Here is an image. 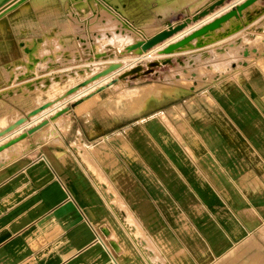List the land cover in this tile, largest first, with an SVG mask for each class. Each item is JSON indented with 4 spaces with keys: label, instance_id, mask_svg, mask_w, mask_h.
Instances as JSON below:
<instances>
[{
    "label": "crops",
    "instance_id": "0c3cea01",
    "mask_svg": "<svg viewBox=\"0 0 264 264\" xmlns=\"http://www.w3.org/2000/svg\"><path fill=\"white\" fill-rule=\"evenodd\" d=\"M263 21L264 13L242 29L264 34ZM261 56L264 50L234 68L239 81L217 75L191 89L203 88L215 102L194 104L197 114L171 111L180 119H168L170 126L102 116L97 93L67 101L69 110L49 122L54 131L65 127L57 142L36 149L41 138L28 135L20 153L0 164V264H213L255 232L264 220V88L257 81L264 75L254 64ZM251 68L257 74L247 76ZM41 83L32 85L41 90ZM1 90L6 108L26 115L1 94L11 89ZM46 91L39 100L49 98ZM77 137L84 144L105 139L115 162L105 170L96 151L79 149L85 167L76 163L68 152ZM94 175L122 209L102 196ZM250 202L256 209L247 216Z\"/></svg>",
    "mask_w": 264,
    "mask_h": 264
},
{
    "label": "rangeland",
    "instance_id": "374dc122",
    "mask_svg": "<svg viewBox=\"0 0 264 264\" xmlns=\"http://www.w3.org/2000/svg\"><path fill=\"white\" fill-rule=\"evenodd\" d=\"M155 1L157 2V0H119L118 2L123 4L124 8H129V11L123 10L121 11V13H117V20L116 16L111 14V16L115 18L112 23L120 26L124 25L127 29H123V33H126L125 35L129 37L134 38L138 35L144 36L143 32H141L142 26H150V30H153L154 28L162 26L161 24H164L163 22L167 20V17L158 10L157 3ZM136 3L141 4V14H136L134 10L130 9L131 6ZM234 7L235 5H232L231 8ZM187 8L188 7L184 6V9ZM94 10L90 9V14H92ZM35 12L36 11L32 10L30 12V15H36L37 13ZM79 12L81 13L82 11ZM180 12L181 10L179 8H175L168 15H175L179 19L182 18ZM188 13L190 14V11ZM262 13H264V3L259 8H256V10L254 9L247 12L244 17H238V20L233 25L221 32V34L218 36L220 40L217 38V41L216 39L210 41H199L196 45H192L193 47H190L193 48L191 51L189 50L187 52H180L177 56L174 57V60H171L170 62L166 58H164V56L159 55L158 51L155 50L150 53V57L143 58L141 61L138 60L137 62H134L140 65L135 70V68L131 67L134 63L128 64L133 60V58H128V56H131V54L115 53L117 48H115V46L113 47V45H110V43L103 40V35L108 34L107 36H111L109 29H107V27L104 25V17L101 16L100 20H95L90 24L89 20L92 17L90 18L87 16L85 17L86 19H84L83 17L77 16L79 18L77 20L75 19L72 24L65 25L64 27L54 25L53 27L46 28L48 29V31L46 32L41 31V26L39 23V26L37 27V29H35L34 32L29 27H27V22L25 21V19L28 13L25 11V13H22L17 17H14L13 19L11 18L4 30L0 33V75L3 74L6 79H3L1 76L0 87L2 89L1 92L9 91L11 89L9 92L1 94H3V96H5L6 99L10 102L24 107L26 110V115H19L18 111L13 107L7 109L6 107H8V103L0 98V106H5L4 116L3 112L0 113V134L4 130H10V126H13L14 124L17 125L16 122L20 118L23 120V122H25L26 120H29L28 115L29 117H32L36 113H40L41 111H43V109L39 110V108L44 104L47 105V107H45L47 109L53 106H63L67 101L79 103V101L76 99L70 100L69 98H67L69 96L67 95L69 94V92L67 93L66 90L62 91V86L65 87L75 80L74 78H72L71 80L67 75H64L65 73L62 72L66 69L74 68L77 65L84 66V69H82L84 70V74L82 76L84 82H99L98 84L102 86L95 90V92H93V94L97 93V95H95L94 102L96 104V107L101 112L102 116H109L110 118L116 119L124 118L122 113L125 109L124 107L128 105H126L123 97H120V95L123 96L124 93H118L123 90H127L135 86L145 85L148 83H158L163 84L166 87H173L172 84H175L176 80H178V77H174V73L179 71H188L184 72L188 75V79L187 81L181 80L184 83H180L179 86H174L178 89L176 93L174 92L175 94H170V96L162 98L155 106L141 113L133 111V114H131L129 117H125V125L128 126L142 118H147L150 120H161L163 122L165 121L170 126L168 119L171 122L173 121L172 119H180V117H171L170 114L172 113H170V111L183 109L184 111H177V114H180L181 116L185 115L186 112L188 115H190L192 110L193 114H197L199 112H195L197 110L194 109V104H199L206 101L215 102V99L212 96L203 93V88L198 92H193V90L191 89L203 85L205 84V82H213L217 75H228L231 76L235 81H237L238 78L231 73L234 68H239L244 60L250 61L252 58H254L253 56H255L257 52L261 53L264 50V43L260 46H257L252 40L256 35L264 34L253 35L249 34L252 33L251 31H248L249 33H247L242 29L243 23L250 22L251 20L256 18L257 15ZM22 16H25V18H23ZM62 16L64 18L67 17L66 15ZM96 16L97 14L93 15V17ZM19 17H21L22 20ZM18 20L21 22H17ZM33 20L39 22L37 17H33ZM259 26L264 31V21L261 22ZM260 31V29H257L253 33ZM97 34H99L100 37L99 39L95 40V36ZM44 37L46 39H44ZM34 38L37 40L35 41ZM27 39L34 40L31 43L25 42L24 47H19V40L28 41ZM100 40H102V42H99ZM45 43L47 44L45 45ZM7 46H9V48H6ZM211 47L217 48V51L220 52V55L217 59L211 60L208 64H211V62L214 63L216 62V60H219L222 62V65H224L223 68L211 71L210 76H206V74H197L195 71V64H197L198 61L194 60V55ZM3 48H6L4 52H2L1 50ZM73 51H76L75 57H72ZM20 53L22 54L21 57ZM187 53L191 54L186 55ZM152 60L157 62H154L153 64L151 62ZM254 64L259 68L261 74L264 75V56L257 58ZM183 67H188L189 69H182ZM163 72L164 74H161ZM158 74H160V76H158ZM56 77L57 79H55ZM64 77H66V81H62ZM23 80H26V82L24 83ZM257 81L259 82V86L264 88V78L262 77L260 79H257ZM33 83L36 85H38V83L43 84V87L40 86L41 90H43V92L44 90H47L46 95H43V97L46 96L49 98L42 99V101L39 100L41 98L42 92L36 85V87H34L32 85ZM65 97L66 99L63 100ZM35 99L40 101L38 105H35ZM109 99L114 101V103H117L115 104V106L118 108H116V111L110 110L107 107L106 103L110 102ZM60 103L61 105H59ZM154 103L155 102H152V104ZM54 110L55 109L53 108L47 115L42 117V122H45V124H42L34 132L28 130L27 135H25V137H23L18 143H16V149L18 151V146L28 135H33L35 137L41 138L39 142L40 144H37L36 149L40 146H44L45 144L57 141L53 139L59 137L62 133H64V126L60 125L61 127L59 126V130H55V136L57 137L54 136L53 138H50L48 134H45L49 130H54L49 126V122L55 119L52 118L53 114L57 112H54ZM32 113L34 114L32 115ZM189 125L192 124L189 123ZM120 132H122V130L115 132V134ZM186 135L189 136L192 134L187 132ZM103 140L105 139L99 140L98 142L93 144L85 143V146H87L91 151H96V158L98 162L101 164V166H103L105 170H107L109 169V166H111L115 162L114 159L110 158L112 157V153L114 152V150L110 149L106 144V141ZM187 141H190V144H193L194 148L196 147L195 151H197V149H201L196 143L193 142L194 139L190 138L189 140L188 138ZM23 150H26L28 152L29 146L25 145L21 149L22 152H25ZM115 150L116 152H118L117 149ZM118 153L121 155L120 152ZM68 154H70L71 158H73L76 163H79L81 166L83 163L85 167V163L83 162L79 152L75 148L69 150ZM94 182L102 193V196L106 198V200L116 206L119 205L109 200L111 194L107 190V185L105 183H102L96 175H94ZM118 207L122 209L121 205H119ZM253 208L256 209L252 202H250V207L244 208L243 211L245 214H247V216H250L251 214H253ZM262 219H264V217ZM263 222L264 220L262 221V223ZM253 236L254 246L251 247V244H247L244 246H247L249 250L251 249V253L255 252L256 249L259 248L260 250L264 251V224L261 228H258L253 233ZM255 264H264V255H262L259 260L255 261Z\"/></svg>",
    "mask_w": 264,
    "mask_h": 264
},
{
    "label": "bare ground",
    "instance_id": "6f19581e",
    "mask_svg": "<svg viewBox=\"0 0 264 264\" xmlns=\"http://www.w3.org/2000/svg\"><path fill=\"white\" fill-rule=\"evenodd\" d=\"M118 1L119 0H0V33L4 30L8 21H10L11 18L13 19L18 15L25 13V11L28 13L25 19V21L27 22L26 23L27 27H29L34 32L35 29H37V27L39 26L38 25L39 23L41 26V31L46 32L48 31V29H46L48 27H53L54 25H57L59 27H64L65 25L72 24L73 21H75V19L77 20L79 17H83L84 19H86L85 17L87 16L90 18L92 17L90 20L88 19L89 23L91 24L95 20H100V17L102 16L104 17L103 18L104 25L107 27V29H109L111 35V36H107L108 34L103 35L104 36L103 40L107 41L108 43H110V45H113V47L115 46V48H117L115 53L131 54V56H128V58L131 59L133 58V60L128 64L137 62L138 60L141 61L143 58L150 57V53L155 50L158 51L159 55L164 56V58H166L170 62L171 60H174V57L177 56L180 52H184V51L187 52L189 50L191 51L193 48L190 47L192 45L193 46L196 45L199 41H210L215 39L217 41V38L221 34V32L226 28L230 27L231 25H233L238 20V17H242V16L244 17V15H246L247 12L252 11L254 9L256 10V8H259L264 3V0H254L253 2L242 8L239 11L238 15L231 16L227 20L223 21L219 25V27L215 29L207 30L206 32L191 39L190 42L186 43L185 45H182L171 52H166L165 48L167 46L174 44L175 42L181 40L182 38L194 32L195 30L201 28L202 26L208 24L209 22L218 18L222 14L226 13L231 9L232 5H239L245 2L246 0H223L219 5L215 6L214 10L210 9L209 7L214 2H217V0H157V2L155 1L157 3V8L160 12L163 13L164 16L167 17V20L163 22L164 24H161L162 26L158 28H154L153 30H150V26H144V27L142 26L141 32H143L144 36L138 35L137 37L134 38L125 35L126 33H123V29H127L124 25L120 26L112 23V21L115 20V18H113L111 14L115 15L117 20L118 18L117 13H121V11L123 10L129 11V8L127 9L124 8L123 4L119 3ZM184 6L188 8L184 9ZM175 8H179L181 10L180 14L182 18L178 19V17H176L175 15L173 16L171 14L168 15ZM90 9L92 10L96 9V10H94L92 14H90ZM130 9L134 10L136 14L142 13V7L140 3L134 4L133 6H131ZM32 10L36 11L35 13L37 14L31 16L30 12ZM79 11H82L83 13L82 12L80 13ZM189 11L190 14L188 13ZM201 12H206V13L200 16ZM96 14L97 16L93 17V15ZM62 15H66L67 17L64 18ZM33 17H37L39 22L34 21ZM193 17H197V19L192 20ZM19 18L21 19V17ZM23 18H25V16ZM19 20L17 22H21ZM180 22L186 23V26L183 29H181L180 31L173 34L171 37L165 39L164 41L154 45L153 47L147 50L142 49V44L146 39L154 36L157 32L167 29L169 25H175ZM99 37L100 35L97 34L95 36V40L99 39ZM34 39H27L28 41L19 40V47H24L25 42L31 43ZM44 39L46 38L44 37ZM36 40L37 39H35V41ZM252 40L257 46H260L264 43V35H256L255 38H253ZM99 42H102V40H100ZM9 46H7L6 48H9ZM6 48L1 49L2 52H4ZM75 53L76 51H73L72 57H75ZM190 54L191 53H187L186 55H190ZM219 55L220 52L217 51V48H212V47L194 55V60L198 61V63L195 64L196 73L206 74V76H210L211 71L218 70L220 68L222 69L224 65H222V62L219 60H216V62L214 63L211 62V64H208L211 60L217 59ZM151 62L154 64V62L157 61L152 60ZM139 66L140 65L134 63L131 67L135 68L136 70V68H138ZM82 69H84V66L77 65L74 68H69L62 72L65 73L64 75H67L71 80L72 78L75 79L74 82L72 81V83L69 84L68 86L65 87L62 86L63 88L62 91L66 90L67 93L69 92V94H67L69 95L67 98H69L70 100L76 99L79 102L83 101L88 96H91L93 92H95V90L102 87L100 84H98L99 82H95V83L94 82L88 83V81L84 82L82 78L84 74V70ZM182 69H189V68L183 67ZM184 72H188V71H179L174 73V77H178V80H176L175 84L171 83L173 87L171 86L166 87L163 84H158V83H148L145 85L135 86L118 93V94L124 93V95L123 96L120 95V97H123L124 101L126 102V105H128L124 107L125 109L123 110L122 115L130 116L131 114H133L132 113L133 111L137 113H141L155 106L162 98L168 97L170 96V94L172 95L175 94L178 89L175 88L174 86H179L180 83H184L181 80L187 81L188 79V75L185 74ZM65 99L66 97L63 100ZM152 102L155 103L152 104ZM106 104L110 110L116 111L117 107L115 106V104L117 103H114V101L110 100V102L109 103L107 102ZM59 105H61V103ZM53 108H55V106L49 107L47 109L43 108V111H41L40 113H36L35 115H33L34 113H32L33 116L29 117L28 115L29 120H26L25 122H23V120L20 118L16 122L17 125L14 124L13 126H10L9 128L10 130H4L3 132H1L0 164L12 159L15 155H18L20 153L16 149L17 148L16 143H18L23 137H25V135H27L28 130L34 132L42 124H45V122H42L43 121L42 117L47 115ZM194 120H199V118L195 117ZM183 124L184 125L186 124L188 127L191 126L189 125L186 119L184 120ZM45 134H48L49 137L52 136L54 137L55 131L49 130ZM80 140L81 139L72 143L73 149L75 148L77 151H79V149L80 150L88 149V147L85 146V144ZM263 224L264 222L260 224L258 228H261ZM137 228L143 231L142 229L143 227L137 226ZM253 233L250 232L249 234H247V236L239 243L235 242L234 244H232L231 249L228 252L225 250L227 252L226 254L224 253L225 255L223 256L220 255L221 257L218 256L219 258H216V260L214 259L215 261L213 262V264H255V261L259 260V258L262 255H264V251L260 250L259 248L256 249L255 252L251 253L250 252L251 249L249 250L247 246L246 247L244 246L247 244H251V247L254 246Z\"/></svg>",
    "mask_w": 264,
    "mask_h": 264
},
{
    "label": "water",
    "instance_id": "95a60500",
    "mask_svg": "<svg viewBox=\"0 0 264 264\" xmlns=\"http://www.w3.org/2000/svg\"><path fill=\"white\" fill-rule=\"evenodd\" d=\"M223 0H217V2H214L213 4H211V6L209 7L210 9L214 10L215 6L219 5ZM254 0H246L245 2L239 4V5H235L234 8H231L229 11H227L226 13L222 14L221 16H219L218 18L214 19L213 21L209 22L208 24L202 26L201 28L195 30L194 32H192L191 34H189L188 36L182 38L181 40L175 42L174 44H171L169 46H167L165 48L166 52H171L174 49L188 43L191 39L195 38L196 36L206 32L207 30H211V29H215L217 27H219V25L227 20L229 17L231 16H236L239 14V11L244 8L245 6H247L248 4H250L251 2H253ZM206 12H201L200 16L204 15ZM197 17H193L192 20H196ZM186 26L185 22H180L177 23L175 25H169L167 29L162 30L160 32H157L154 36L146 39L143 44H142V49L143 50H147L151 47H153L154 45L164 41L165 39L171 37L173 34H175L176 32L180 31L181 29H183ZM247 76H252V75H256L257 71L254 68L249 69L248 71L245 72ZM47 107L46 104H44L43 106H40L39 110L43 109ZM69 110L68 106H65L61 109H59L57 112H55L52 116V118H56L58 116H60L61 114L65 113L66 111ZM37 111V110H35Z\"/></svg>",
    "mask_w": 264,
    "mask_h": 264
}]
</instances>
